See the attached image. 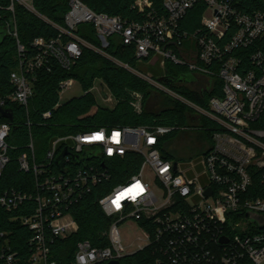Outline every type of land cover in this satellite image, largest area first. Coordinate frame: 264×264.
Listing matches in <instances>:
<instances>
[{
    "label": "built area",
    "instance_id": "1",
    "mask_svg": "<svg viewBox=\"0 0 264 264\" xmlns=\"http://www.w3.org/2000/svg\"><path fill=\"white\" fill-rule=\"evenodd\" d=\"M11 1L36 14L31 0ZM199 4L204 5L200 28L194 33L181 31L180 22ZM162 5L163 16L149 10L141 21H127L96 13L80 0H68L64 27L40 17L56 29L55 38H36L30 50L16 42L17 65L9 76L13 91L0 100V108L6 110L5 102L22 107L27 128L33 126L28 103L35 73L51 72L52 62L70 71L83 48L129 70L157 91L181 99L152 76L108 56L103 50L109 47L110 39L133 47L139 63H157L163 69L169 62L185 68L197 83L205 82L203 87L211 89L217 79L222 93V97L209 100L206 111L182 99L195 117H205L217 126L211 144L188 163H177L161 154L162 137L175 128L101 127L61 135L51 139L41 155H37L35 140L29 135L17 163L19 171L32 177V189L9 190L0 196V207L7 212L30 205L18 220L31 233L26 264H56L50 260V245L78 231L71 208L93 187L108 181L112 162L129 154L141 160L137 172L98 199L101 211L113 220L107 232L109 246L95 248L88 241L79 242L71 264H106L126 256L118 226L127 221L137 226L149 223L151 229L138 227L146 246L158 245L162 258L156 264H264V195L244 199L252 185V170L260 172L264 188V9L243 13L234 0H162ZM144 6H149L146 0L133 8L141 12ZM8 10L13 11L12 5ZM10 25L6 24V32L17 40L16 27ZM83 25L93 28L100 48L79 37L78 27ZM228 34L231 37L224 41ZM239 52L242 57L236 54ZM74 84L73 79L59 83L58 105L62 93ZM95 91L101 97L106 94L100 82L90 90ZM107 98L108 94L102 97ZM135 99L133 106L140 112V95ZM50 117V112L41 114V125ZM195 125L180 130L196 131ZM10 133V124L0 123V177L10 162ZM121 194L117 206L114 201ZM7 238L0 232L4 243L1 264H22Z\"/></svg>",
    "mask_w": 264,
    "mask_h": 264
},
{
    "label": "trees",
    "instance_id": "2",
    "mask_svg": "<svg viewBox=\"0 0 264 264\" xmlns=\"http://www.w3.org/2000/svg\"><path fill=\"white\" fill-rule=\"evenodd\" d=\"M84 5L96 13L108 16L120 17L127 21H141L149 10L158 15H165L162 0H146L149 6H144L139 11L133 6L144 0H80ZM243 13H250L257 9H264V0H234ZM12 5L13 11L8 8ZM31 6L36 14L27 10L16 1L0 0V31L5 35L0 41V100L10 95L13 87L9 83V76L16 69L18 41L27 50L32 49V42L36 38L46 40L55 38L56 29L46 23L40 17L50 23L64 27V16L68 11V0H31ZM204 5H195L188 11L180 22L179 28L187 33H194L200 28L201 15ZM13 23V24H12ZM6 24L16 27L17 40L6 32ZM77 34L85 42L95 48H100V42L95 36L90 25L78 27ZM231 34L226 35L225 40ZM115 61L127 65L140 73L151 72L153 79L173 93L186 98L193 105L206 111L212 97H222L221 82L212 81V88L203 87L204 83H197L193 75L185 68L174 66L165 62L163 69L158 64L147 65L145 62H137L134 57V48L122 46L118 39H110L109 47L103 50ZM241 56L240 52L236 53ZM242 57V56H241ZM35 82L32 87V98L28 103V112L33 122L31 128L25 126V110L17 104L5 102L4 108L11 112V119L0 117V123H8L11 133L7 144L12 147L8 150L10 162L4 168L0 177V196L5 191L16 190L28 192L32 189V177L19 171L17 158L25 151L29 135L39 144L43 150L37 155L43 154L48 142L54 137L82 133L101 127H139L161 126L175 128L161 139L160 151L164 158L174 160V157L165 151L164 147L169 140L180 138L192 123L196 124L198 141L211 144L213 133L217 131L215 123L205 117H195L191 109L181 105L176 100H163L157 95V90L132 72L118 66L113 61L83 48L81 57L76 61L70 71L62 70L55 62L51 64V72L39 71L35 73ZM191 76L195 80L194 85L179 81L180 78ZM65 79H73L79 83L83 95L69 100L64 104L59 103V83ZM159 79L167 81L160 82ZM99 81L106 87L111 97L115 100L113 109L103 108L98 105L97 99L90 92L95 82ZM141 96V110L134 108L135 95ZM58 105V106H57ZM50 112L51 117L41 125V114ZM204 150V149H203ZM202 150V152H203ZM199 152L198 154H202ZM140 158L129 154L122 160L112 162L110 177L102 185L93 187L89 194L81 198L70 212L78 225L76 234L65 239H56L50 245V260L56 264H71L74 259L77 244L88 241L95 248L109 246L107 232L112 224V218L106 217L98 205V199L105 195L111 187L127 180L139 169ZM260 172L251 171L252 185L244 195V199H255L264 195V188L260 181ZM30 205L23 204L17 210L7 212L0 207V232L7 234L8 246L16 252L22 264H26L30 256L28 240L31 233L20 225V217L26 214ZM178 208V203H175ZM138 226L151 229L149 223L139 222ZM151 239L152 235H151ZM4 247L3 239L0 240V254ZM162 258L158 252V245L151 244L119 259L120 264H156L157 259ZM1 264V261H0ZM104 264V263H97Z\"/></svg>",
    "mask_w": 264,
    "mask_h": 264
},
{
    "label": "rangeland",
    "instance_id": "3",
    "mask_svg": "<svg viewBox=\"0 0 264 264\" xmlns=\"http://www.w3.org/2000/svg\"><path fill=\"white\" fill-rule=\"evenodd\" d=\"M151 66V65H150ZM121 67V66H120ZM123 68V67H122ZM127 70V69H126ZM134 70V69H132ZM129 71V70H128ZM136 71V70H134ZM144 75L153 76L151 72H142ZM135 75V74H134ZM99 84V81H97ZM149 84V83H148ZM106 95L108 94V98L106 100H103L100 94L97 93V91L93 92L94 96L97 99V103L99 106L103 108H109L113 109L115 106V100L111 97L110 93L106 89ZM83 91L79 85V83L75 82V84L67 89L65 92L62 93L60 97V104H64L68 102L71 99L79 98L83 95ZM157 95L163 99V100H174L169 93H166L164 90H159L157 92ZM141 97V96H140ZM181 99L176 100L181 105H185V107L189 110L190 107L186 105L183 101L189 102L186 98H183L179 96ZM104 98V97H103ZM183 99V101H182ZM141 103V101H140ZM191 103V102H190ZM141 106V105H140ZM141 110V108H140ZM194 124V123H193ZM196 128L195 126H193ZM207 143L205 142H199L198 141V133L196 131L188 130L186 131L180 138H176L174 140L167 141L164 149L166 152L171 154L174 157V162L177 163H188L192 161L193 159L197 158L200 154L199 152H202L203 149H205ZM36 151L41 152L43 148L39 146V144L36 143L35 145ZM42 149V150H41ZM243 222L248 223L247 219H243ZM118 232L120 235V241L121 246L124 249L125 255H131L138 250L144 248L147 244V241L142 234L140 228L137 226V224L133 221H127L123 222L118 226Z\"/></svg>",
    "mask_w": 264,
    "mask_h": 264
},
{
    "label": "water",
    "instance_id": "4",
    "mask_svg": "<svg viewBox=\"0 0 264 264\" xmlns=\"http://www.w3.org/2000/svg\"><path fill=\"white\" fill-rule=\"evenodd\" d=\"M4 35H5V32L0 31V41L3 38ZM159 81L160 82L167 83V81H165L163 79H159ZM179 81L184 82L185 84H190V85H194L195 84V80L191 76L182 77V78H180ZM101 88H103V85L102 84H101ZM102 96L104 98H106V94L103 93ZM0 117L5 118V119H11V112L10 111H6V110H3V109L0 108ZM196 119L197 118L194 117L192 119V121L194 122V121H196ZM206 194L208 195L209 193L207 192ZM106 264H120V262L118 260H111V261H109Z\"/></svg>",
    "mask_w": 264,
    "mask_h": 264
},
{
    "label": "snow or ice",
    "instance_id": "5",
    "mask_svg": "<svg viewBox=\"0 0 264 264\" xmlns=\"http://www.w3.org/2000/svg\"><path fill=\"white\" fill-rule=\"evenodd\" d=\"M116 136H118L119 134L117 133V134H115ZM96 139H101L102 137H99V136H97V137H95ZM138 186V185H137ZM122 196H123V194H121L120 196H118L117 197V199L114 201V203H116L117 204V206H119V200L122 198Z\"/></svg>",
    "mask_w": 264,
    "mask_h": 264
},
{
    "label": "clouds",
    "instance_id": "6",
    "mask_svg": "<svg viewBox=\"0 0 264 264\" xmlns=\"http://www.w3.org/2000/svg\"><path fill=\"white\" fill-rule=\"evenodd\" d=\"M137 187H139V186H137Z\"/></svg>",
    "mask_w": 264,
    "mask_h": 264
}]
</instances>
